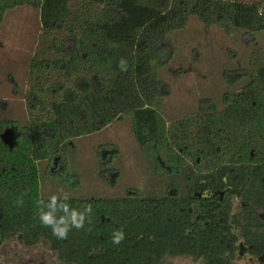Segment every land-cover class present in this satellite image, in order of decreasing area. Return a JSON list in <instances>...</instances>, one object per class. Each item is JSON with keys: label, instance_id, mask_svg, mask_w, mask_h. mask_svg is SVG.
Wrapping results in <instances>:
<instances>
[{"label": "trees", "instance_id": "obj_1", "mask_svg": "<svg viewBox=\"0 0 264 264\" xmlns=\"http://www.w3.org/2000/svg\"><path fill=\"white\" fill-rule=\"evenodd\" d=\"M20 7L36 8L41 27L26 77L27 125H13L19 136L12 148L1 139L8 126L0 127V246L8 237L21 234L25 245L45 239L67 261L83 263L84 256L77 258L76 252L85 251L83 246L89 244L94 219L107 217L114 225H129L130 233H135L138 219H145L150 227L166 217V200L57 197L53 208H44L57 220L67 218L73 209H91L80 228L81 240L76 228L57 238L37 216L49 201L41 194L39 162L57 155L68 158L74 152V140L126 119L135 144L148 159L169 154L167 140L186 128L167 124L163 99L168 92L159 75L157 47L168 43L171 33L183 30L189 17L218 28L227 37L241 31L255 41L264 33V15H258L264 0H0V24L7 12ZM246 74L250 82L240 95L242 102L234 95L227 109L216 112L201 101L198 114L177 123H192L196 137L235 136L240 132L237 116L249 115L250 111H244L254 102L258 123L252 127L260 136L264 132V63L259 57L251 58Z\"/></svg>", "mask_w": 264, "mask_h": 264}, {"label": "flooded vegetation", "instance_id": "obj_2", "mask_svg": "<svg viewBox=\"0 0 264 264\" xmlns=\"http://www.w3.org/2000/svg\"><path fill=\"white\" fill-rule=\"evenodd\" d=\"M250 61L247 67L224 74L228 78L235 72L231 83L234 89L223 90L219 100L209 92L199 95L193 111L167 122L186 128V132L179 131L167 140L169 154L152 161L136 145L144 159L153 165L158 189L140 193L126 188L120 196L107 199L152 196L158 201L166 200V217L159 218L150 227L145 226V219H138L135 233H130L129 225H114L107 217L94 219L89 244L83 246L85 251L80 248L76 252L77 258L84 256V264H264V132L258 136L257 128L252 127L258 123L255 103L244 111H250L249 115L241 112L237 116L240 132L235 136L219 133L215 139L196 137L192 123H177L198 114L201 101L210 104L207 109L216 112L227 109L234 95L242 102L240 95L250 82L246 74ZM231 86L227 84L228 88ZM238 110L243 108L239 105ZM10 128L15 127L9 125L2 133ZM103 153L107 158L101 159L100 172L110 170L117 177L118 171L110 169V165L118 150L107 141L96 148V156ZM60 156L63 155L41 161L45 162L47 177L64 185L72 184L77 175L69 177ZM62 196L81 199L67 193ZM116 230L123 231L124 239L114 246L111 237ZM82 237L78 229L79 240ZM10 239L20 243L22 252L11 249L0 259V264H83L81 260L67 261L45 239L31 245L23 243L21 234L10 236L5 242Z\"/></svg>", "mask_w": 264, "mask_h": 264}, {"label": "rangeland", "instance_id": "obj_3", "mask_svg": "<svg viewBox=\"0 0 264 264\" xmlns=\"http://www.w3.org/2000/svg\"><path fill=\"white\" fill-rule=\"evenodd\" d=\"M254 2L257 0H234ZM39 11L20 7L6 13L0 24V127L27 125L24 95L28 90L26 77L40 32ZM161 61L160 79L167 89L163 99L167 122L193 111L199 95L210 94L219 100L225 89H234L232 69L247 67L249 60L259 57L264 61V33L255 41L244 37L241 31L227 37L216 27L201 24L189 17L183 30L173 32L168 43L157 49ZM230 84V88L227 84ZM109 141L118 150L110 170L101 171L103 153L96 156L98 144ZM74 152L69 157L60 156L70 173L77 175L72 184L54 182L47 177L45 162L38 164L41 176V194L72 195L88 198L92 195L105 198L120 196L126 188L140 193L153 192L157 179L153 165L140 154L130 132V121L114 122L103 131L73 141ZM67 171V170H66ZM78 180V182L76 181ZM112 181H115L114 186ZM156 182V183H155ZM11 249L22 252L16 239H10L0 248V259Z\"/></svg>", "mask_w": 264, "mask_h": 264}, {"label": "clouds", "instance_id": "obj_4", "mask_svg": "<svg viewBox=\"0 0 264 264\" xmlns=\"http://www.w3.org/2000/svg\"><path fill=\"white\" fill-rule=\"evenodd\" d=\"M258 15H264V9H258ZM63 199H67V197L64 196ZM56 200L57 197L55 195L49 197L48 203L39 209L37 216L42 226L51 228V232L54 236L63 239L66 237L70 228L80 229L84 226L85 213L90 212L91 209L90 207L85 208L83 212H78L73 209L67 218L61 217L59 220H57L54 218L51 212L44 210L45 207L53 208L56 204ZM41 204H43V201H41ZM111 239L113 244H120V242L124 239L123 231H114Z\"/></svg>", "mask_w": 264, "mask_h": 264}, {"label": "water", "instance_id": "obj_5", "mask_svg": "<svg viewBox=\"0 0 264 264\" xmlns=\"http://www.w3.org/2000/svg\"><path fill=\"white\" fill-rule=\"evenodd\" d=\"M19 133L17 131L16 128H10L5 130L2 134H1V139L2 142L12 148L15 145L16 139L18 138Z\"/></svg>", "mask_w": 264, "mask_h": 264}]
</instances>
